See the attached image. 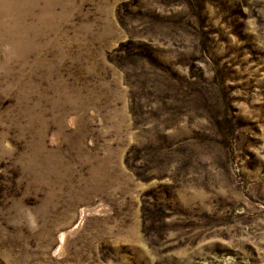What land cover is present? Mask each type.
Returning <instances> with one entry per match:
<instances>
[{
	"label": "rangeland",
	"instance_id": "rangeland-1",
	"mask_svg": "<svg viewBox=\"0 0 264 264\" xmlns=\"http://www.w3.org/2000/svg\"><path fill=\"white\" fill-rule=\"evenodd\" d=\"M0 264H264V0H0Z\"/></svg>",
	"mask_w": 264,
	"mask_h": 264
}]
</instances>
